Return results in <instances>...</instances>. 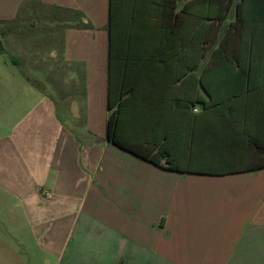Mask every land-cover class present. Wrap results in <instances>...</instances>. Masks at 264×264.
<instances>
[{"label": "crops", "instance_id": "0c3cea01", "mask_svg": "<svg viewBox=\"0 0 264 264\" xmlns=\"http://www.w3.org/2000/svg\"><path fill=\"white\" fill-rule=\"evenodd\" d=\"M109 4L0 0V20L41 9L51 21L46 28H59L52 33L59 36V66L44 71L50 84L58 78L68 85L62 88L60 108L72 123L58 118L50 94L29 85V92L21 94L24 105L17 100L12 124L0 117V197L20 214L22 222L14 221L13 227L28 231V241L14 235L17 245L26 249L30 239L58 264H264V168L181 173L106 139ZM131 4L140 10H129ZM21 6L26 15L20 14ZM113 13L115 34L124 30L133 36L129 46L113 44L114 51L128 48L144 58L155 53V61L145 60L143 66L155 67L157 77L130 70L124 80L152 85L151 93L162 101L196 94L207 100L197 77L205 68L204 82L211 87L213 77L206 69L234 65L223 52L235 51L242 58L239 66L264 69V0H113ZM216 50L220 56L214 60ZM165 68L172 77L159 74ZM121 78L114 71V79ZM199 108L195 104L193 111ZM166 113L169 150L181 155L188 151L191 132L195 139L202 134L198 137L196 126L191 129L185 110L168 107ZM159 125L144 128L164 131L165 125ZM134 126L123 118L126 137ZM182 130L188 133L180 137ZM75 132L86 140H78ZM20 259L0 235L1 264H21Z\"/></svg>", "mask_w": 264, "mask_h": 264}, {"label": "trees", "instance_id": "16d2710c", "mask_svg": "<svg viewBox=\"0 0 264 264\" xmlns=\"http://www.w3.org/2000/svg\"><path fill=\"white\" fill-rule=\"evenodd\" d=\"M129 10H140L139 5L131 4ZM115 22L113 0H110L105 137L111 144L157 167L181 173L223 175L264 168V80H257L264 76L263 68L239 66L241 62L237 61H242V58L235 51L223 52L224 59H230L234 65L206 69L207 75L211 71L213 77L211 87L204 82L205 68L197 77L200 88L208 95L207 100L196 94L195 97H168L162 101L151 93L155 88L152 85L124 80L130 70L140 77H157L155 67L148 69L143 66L145 60L155 61V53L144 58L128 48L114 51L113 44L129 46L133 41L131 33L124 30L115 34ZM219 54V51H214V60L218 59ZM114 71L122 78L116 81ZM158 71L159 74L162 71L165 77H172L169 68ZM178 87L181 88V85ZM156 88L160 90L161 86L157 85ZM164 89L172 91V85H165ZM219 93L221 98H216L215 95ZM195 104L200 105L199 111H193ZM168 107L185 110L191 129L196 126L198 137L202 134L200 139H195L191 132L185 143L188 151L181 152V155L175 156L168 147L172 135L167 127L171 126L166 113ZM205 110H209L210 115ZM123 118L135 125L134 130L127 133L128 138L123 131ZM159 124L165 125L164 131L144 128H156ZM140 125L143 126L142 130ZM186 131H178V135L181 137L188 133ZM180 143L184 144L183 138Z\"/></svg>", "mask_w": 264, "mask_h": 264}, {"label": "rangeland", "instance_id": "374dc122", "mask_svg": "<svg viewBox=\"0 0 264 264\" xmlns=\"http://www.w3.org/2000/svg\"><path fill=\"white\" fill-rule=\"evenodd\" d=\"M33 7L37 8L38 6ZM24 10L25 8H22L20 14L26 15ZM33 11L25 18L18 15L14 20H0V117L3 120L8 119L12 124V117L17 111V100L20 101L21 106L24 105V98L21 94L29 92V85L39 88L43 93L50 94L59 115L58 118L66 120L71 125L72 123L69 121L71 116L66 117L60 108L62 88L68 85L60 84L58 78H54L51 85L50 78L45 75L44 71L51 67L55 71L59 66V36L58 34L52 35L53 31L58 33L59 28L49 31L51 29H47L46 26L51 25V21L43 18V10L34 9ZM47 32L48 34H46ZM50 71L48 75L51 74ZM25 78L28 80L27 82ZM74 135L81 142L86 140L82 133L75 132ZM4 198L0 197V235L6 238L14 250L20 252L21 264H58L59 259L56 260L55 257L50 256L44 257L39 246H36L30 239L26 249L17 245L14 235L21 236L25 241H28V231L22 225L13 227L14 221L22 222L20 214L12 206L11 209H8L10 207L9 200Z\"/></svg>", "mask_w": 264, "mask_h": 264}, {"label": "built area", "instance_id": "2783aa9c", "mask_svg": "<svg viewBox=\"0 0 264 264\" xmlns=\"http://www.w3.org/2000/svg\"><path fill=\"white\" fill-rule=\"evenodd\" d=\"M195 110V109H194Z\"/></svg>", "mask_w": 264, "mask_h": 264}]
</instances>
